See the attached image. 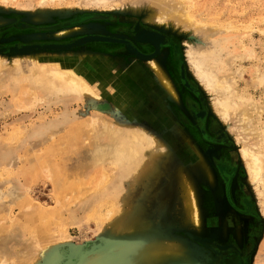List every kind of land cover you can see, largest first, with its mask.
Returning <instances> with one entry per match:
<instances>
[{
	"label": "rangeland",
	"instance_id": "374dc122",
	"mask_svg": "<svg viewBox=\"0 0 264 264\" xmlns=\"http://www.w3.org/2000/svg\"><path fill=\"white\" fill-rule=\"evenodd\" d=\"M106 1L109 3L103 5L96 0H0V18L8 19L0 24V47L33 32H44L52 38L54 31L69 26L86 25L92 30L95 24H100L113 31L132 33L134 22L142 21L147 13L143 0L138 3L136 0ZM193 1L198 8L196 13L209 28L215 24L224 27L222 24L228 23H236L238 28L228 27L222 34L219 32L212 37L207 30H175L171 33L170 46L162 54L169 73L177 80L180 54L191 78L200 86L209 103L212 100L209 91L197 77L188 52L193 49V56L209 63L219 72L217 74L229 70L236 76L238 72V95L251 99L259 106L254 125L259 126L258 129L263 128L261 135L264 140V0ZM133 2H136L134 6ZM34 13L48 15L49 19L43 23L32 22L31 15ZM95 46L109 52L122 51L120 46ZM260 76H263L262 80ZM13 86L14 83L9 81L0 88V264H64V261L81 257L83 252L95 247L111 246L121 239L126 221H134L144 207L147 208L146 217L150 219V223H146L149 224L147 230H157L148 239L161 236L171 240L172 237L177 242L189 245L195 258L193 264H221L217 249L230 245L244 252L231 255L223 264H264V195L258 194L256 184L250 181L247 167L241 160L242 143L237 140L239 131H236L234 119L225 123L213 112L212 120L221 121L222 130L227 132L231 121L235 128L228 131V138L221 137L219 142L213 144L200 136L187 108V99L198 101L199 94L178 84L181 103L171 101L168 97L164 99L176 123L187 131L192 141L200 143L204 150L211 146L217 157L213 162L215 183L212 185L210 181H199L204 221L201 228H196L186 213L182 191L177 180L172 179L170 170L176 158L173 153L179 156L188 169L193 168L191 157L179 144L182 142L177 141L179 147L175 151L171 147L162 155L168 167H162L154 177H148L140 181L142 184L133 186V174H130L131 177L117 165H112L111 157L103 158L99 150L108 153L109 143L102 138L97 140L90 137L92 133L81 134L83 140L79 144L65 142L63 148L50 147L51 144H57L63 134H69L72 128L61 127L76 118L75 112L79 111L80 117L86 111L93 112L91 103L84 105L80 101L65 104V101L58 102L57 97L53 96L44 102H35L27 109L15 110L11 104L15 103L20 92L12 91ZM113 116L120 119L123 113L117 111ZM132 121L150 132L154 130L145 119ZM165 132L170 133L169 129ZM165 134L164 140L168 143ZM84 137H87L86 140ZM99 143L104 148L97 150ZM95 153L98 163L87 164L86 160L92 159ZM78 165L85 169L81 170ZM60 167L66 169L65 173ZM99 186L104 189L100 191ZM117 195L131 199V203L126 204V212L116 216V222L122 225L115 231L110 227L104 228L110 221L106 218L113 215L109 216V211L114 208L112 202L104 199L107 200L109 196L116 198ZM99 202L103 204L96 205ZM236 218L239 220L238 225H241L239 239L233 235ZM222 220L230 230L226 237H220L219 233ZM211 236L216 238L215 242L213 239L210 241ZM245 248L250 250L249 254ZM2 258L5 259L4 263Z\"/></svg>",
	"mask_w": 264,
	"mask_h": 264
},
{
	"label": "bare ground",
	"instance_id": "6f19581e",
	"mask_svg": "<svg viewBox=\"0 0 264 264\" xmlns=\"http://www.w3.org/2000/svg\"><path fill=\"white\" fill-rule=\"evenodd\" d=\"M96 1L103 5L109 3L106 0ZM136 1L139 2V0ZM143 1L147 13L142 21L134 22L132 33L117 32L100 24H95L92 30L88 29L86 25L63 27L54 31L52 38L44 32H33L20 39H12L9 44L7 43L8 45L0 47V88L2 84L5 85L9 81L14 83L12 91L20 92L18 99L11 104L15 110L27 109L35 105V102H44L53 96L57 97L58 102L65 101V104L80 101L84 105L91 103L93 112L86 111V114L82 115L81 113L80 117L78 111V113L75 112L76 118L73 121H67L69 122L67 124H62L63 121H61V128L66 129L68 126L72 129L69 134H63L57 144H51L50 147L60 146L63 148L62 145H65V142L79 144L83 140L80 138L81 134L84 136L92 133L90 137L93 136L97 140L102 138L109 143L108 153L105 150H99L104 146L101 143L98 144L97 150L102 152L103 156H101L103 158L104 156L111 157L110 163L112 165H117L127 175L133 174V186L138 183L142 184L144 179L154 177L162 167H166L168 164L164 163L162 155L171 147L175 151V148L179 147L178 142H182L179 144L183 145L184 150L191 157L192 163H189L193 168L188 169V166L182 163L179 156L173 153L176 158L174 161L172 160L170 170L172 179L177 180L182 191L186 213L194 226L201 228L204 218L199 181L200 179L210 181L213 185L216 178L213 162L217 157L210 148L211 146L204 150L200 143L192 141L187 131L176 123V119L165 105L164 99L168 97L171 101L181 103L178 84L184 85L188 91L199 94L198 101L187 99V108L200 136L209 143H216L215 141L221 137L228 138V131L233 130L237 125L236 131H239L238 136L236 134L237 140L242 143L241 160L247 167L250 181L256 184L258 194L263 196L264 140L263 135H261L263 128L258 129L259 126L255 127L254 125L257 118L255 113L259 106L257 107L251 99H245L238 95L236 86L238 72H235L237 77L233 71L229 72V70L217 74L219 72L213 69L209 63L193 56V49L188 52L190 53V60L194 64L197 77L204 84L205 89L209 91V98L212 99L209 103L205 100L200 86L191 78L187 64L181 68L178 61L176 80L169 73V69L162 59L163 51L170 46L171 33L175 30L180 28L193 31L207 30L208 35L212 37L219 32L222 34L228 30V27L238 28L236 23L222 24L224 27L215 24L209 28L207 23L201 20L200 15L196 13L198 8L193 0ZM134 3L136 2H133V6ZM85 6L87 7V4ZM31 19L32 22L43 23L49 19V16L34 13L31 15ZM7 20L0 18V24L7 22ZM96 44L98 46L101 44L120 46L122 51H104L96 47ZM132 61L134 62L133 65L131 64ZM262 78L263 76H260L259 79L262 80ZM259 109L262 110L261 107ZM117 111L123 113V118L118 119L113 116ZM213 112L223 122L234 119L236 124L233 126L234 123L231 121L230 127L228 126L229 130L227 128L228 131L225 132L226 130H222L221 121L215 118L212 120ZM138 118L147 120L154 132L146 130L143 126L135 125L132 120ZM97 128H99L98 131ZM168 129L170 133L165 134ZM18 133L20 134V131ZM164 134L168 143L164 140ZM176 136L178 140L175 138ZM86 138L84 137V140ZM99 151H97L98 154ZM86 161L87 164L98 163L96 153L92 159ZM82 167L79 166L81 170H84L85 168ZM60 168L65 173L66 169ZM52 175L55 176L53 172ZM102 189L104 188H100V191ZM114 198L115 196H109L107 200L104 199L112 202L114 207L111 208V212L109 209L107 210L110 213L109 216L113 215L106 218L110 221L104 228L110 227L111 230L116 231L117 227L120 228L122 225V223L116 222V216L125 211V206L127 203H131V199L127 197L125 199L118 195ZM101 204L103 203H96V205ZM145 210L147 208L144 207L143 212H140L134 221H126L121 231L124 234L121 235L118 242L107 247H95L87 251L89 253L83 252L81 257L68 258L69 260L64 261V264H159L164 262L193 264L195 258L189 245L177 242L172 237L171 240L163 239L161 236L148 239L156 229L147 230L149 224L146 223L150 219H148L149 216L146 217ZM98 218L97 222L101 220ZM235 223L233 235L235 239H239L241 225H238L239 220L237 218ZM219 229L220 237H226V234L230 233L229 226L223 220ZM214 236L217 237L216 234ZM209 239L210 241L213 239V242L216 241L213 236ZM105 243L107 244V242ZM245 250L249 254L250 250L247 248ZM240 252L244 251L240 250ZM222 259L223 256L220 252V260ZM4 261L5 259L2 263Z\"/></svg>",
	"mask_w": 264,
	"mask_h": 264
},
{
	"label": "flooded vegetation",
	"instance_id": "af4514ba",
	"mask_svg": "<svg viewBox=\"0 0 264 264\" xmlns=\"http://www.w3.org/2000/svg\"><path fill=\"white\" fill-rule=\"evenodd\" d=\"M210 140H212V139H210ZM215 142H219V140L215 141ZM233 246L234 245L222 246L223 248L220 246V248H218L220 250L217 249L218 251H220L222 253V256H223V259L220 261L221 264L226 263V260H228V258H230L231 255L240 254V250H238L235 246L234 247Z\"/></svg>",
	"mask_w": 264,
	"mask_h": 264
},
{
	"label": "water",
	"instance_id": "95a60500",
	"mask_svg": "<svg viewBox=\"0 0 264 264\" xmlns=\"http://www.w3.org/2000/svg\"><path fill=\"white\" fill-rule=\"evenodd\" d=\"M178 58H179V62H180V67L184 68L185 64H184L183 60H181L180 54H178Z\"/></svg>",
	"mask_w": 264,
	"mask_h": 264
}]
</instances>
